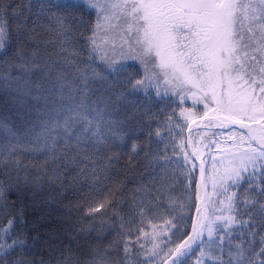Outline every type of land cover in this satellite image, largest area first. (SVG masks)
Wrapping results in <instances>:
<instances>
[{
  "label": "snow or ice",
  "instance_id": "6c2138e0",
  "mask_svg": "<svg viewBox=\"0 0 264 264\" xmlns=\"http://www.w3.org/2000/svg\"><path fill=\"white\" fill-rule=\"evenodd\" d=\"M39 8L40 13H51L49 19L56 21L53 31L64 37L56 53L62 60L51 55L42 58L38 51L26 53L25 47L37 39L31 35L35 29L23 8L18 11L0 0V53L7 56L12 39L10 21H16L19 41L16 52L3 60L12 71L0 75V83L5 88L15 85L12 99L20 109L19 125L9 126L0 120L5 141L0 153L15 156L19 146L25 152L50 157L54 167L48 180L50 184L59 182L61 189L79 184V177L90 178L95 185L106 181L115 184L119 174H112L113 157L102 158L101 153L115 141L122 142L127 133L137 134V138L144 133L139 150L132 144L134 155L144 153V171L137 174L140 183L127 220L116 212L109 219L99 218L97 224L98 217L93 215L115 207L123 181L108 188V196L100 202L86 201V208L77 205L81 217L67 227H49L46 222L54 223L52 204L57 201L52 196L45 198L38 205L40 214L33 229L37 235L32 245L19 235L13 238V226L23 213L6 211L10 206L0 183V216L7 217L6 225L0 220V264H152L159 255L158 245L145 250L139 242L142 235H148L143 231L144 220L161 209L169 211L163 201L175 202L171 195L175 186L183 183L182 177L192 178L191 170L185 168L191 161L183 143L179 145L183 162L168 154V144L159 147L163 141L153 148V137L161 136L160 126L172 119L158 118L165 107L176 103L173 96L180 103L191 98L193 108L202 104L201 120L209 117V111L213 113L205 128H227L234 142L233 150L225 153L226 163L220 161L222 172L213 164L216 175L206 177L203 162L200 165L202 185L211 182L213 194L223 197L218 201L223 207L209 200L213 203L211 218L202 213L191 225L192 235L169 248L166 255L171 264H190L197 252L200 255L195 264H204V258L212 264H257L259 258V264H264V0H59L42 3ZM92 12L96 23L87 38L90 48L85 62L79 60V52L66 45H71L77 27L87 28L90 21L85 14ZM116 28L122 33L119 56H109L102 47L107 41L98 44L95 37L98 31L107 34ZM112 47L115 50V45ZM81 63L86 67H80ZM110 103L124 108V121H104ZM156 105L162 106L153 111ZM181 115L196 122L192 109H182ZM154 122L160 126L153 129ZM125 123L127 132L121 130ZM176 147L172 145L173 155ZM191 156L199 159L195 147ZM15 163L19 165V161ZM72 172L77 175H70ZM41 187L37 185L38 190ZM140 194L148 199L140 198L137 204ZM136 217H140L139 223ZM164 223L177 228L188 222L179 216ZM46 227V237L41 236L40 229ZM108 237L112 238L104 243Z\"/></svg>",
  "mask_w": 264,
  "mask_h": 264
},
{
  "label": "trees",
  "instance_id": "16d2710c",
  "mask_svg": "<svg viewBox=\"0 0 264 264\" xmlns=\"http://www.w3.org/2000/svg\"><path fill=\"white\" fill-rule=\"evenodd\" d=\"M58 2L59 0H3L5 5L12 4L18 11L23 8L25 15L29 17L30 27L35 29V31L31 33V35L37 37L35 43L27 45L24 49L29 55L32 52L38 51L42 58L47 59L49 55H51L54 60H62L63 57L56 55V53L60 52L59 40L64 39V37H57L56 33L53 31V28L56 26V21L54 18L51 20L49 19L51 13L47 10L44 13H40L39 8V5L42 3L48 4ZM51 12L55 13L56 9H52ZM85 19L90 21L87 28L77 27L71 36V45H66V47L74 48L80 53L79 60L86 62V53L90 48V43L87 38L92 35L91 28L96 23V14L94 12L86 13ZM32 21H36V23L32 24ZM15 26L16 21H10L12 39L9 41L7 56L0 53V75L12 71L3 64V60L11 57L19 46V41L16 39ZM86 44H88V47H85ZM96 62L99 63V60L97 59ZM136 66L137 68L140 67L138 64ZM80 67H86V63H81ZM13 75H16V73L13 72ZM14 88L15 85L11 88H5L3 84L0 83V120L7 122L9 126L19 125L20 123L18 117L20 109L12 99L15 95ZM139 98L143 100L144 96L141 95ZM93 99H95V97H93ZM173 100H175L176 103L165 107V113L158 118L160 121H164L167 116H172L171 121L162 126L155 122L152 125L153 129L157 126L161 127V136L153 137V148L155 149L158 141H163V143H159V147L163 148L165 144H168V154L172 156L174 160H180L183 162L184 153L181 152L179 148V145L183 143L184 152L189 154L191 161L185 165V168L191 170L190 175L192 178L189 180L182 177L183 183L175 186V191L171 193L175 202L170 203L167 199L163 201L165 207L168 208L169 211L161 209L156 216L149 214L144 220L142 225L143 231L148 233V235H142L139 242L144 244L145 250L152 249L154 244L158 245L156 252H158L159 255H156L153 258L152 264H164L165 259L168 258L166 255L168 249L174 248L175 244L182 243L187 239L188 235H192L191 225L200 219L202 213L207 212L208 216L211 218L213 208V203L211 202H215L216 207H223V205H219L218 203L223 197L213 194L212 187L209 186L208 182L207 186H204L206 191L205 203L208 204V208L205 209V207L199 205L198 201L202 194L200 168L196 159L191 156L193 147L199 151L196 146L197 139L201 138L206 142L208 152L207 157L209 159L210 152L214 147L213 144H215L213 141L221 142L222 144H226V142L231 144L234 142L232 139H229V130L221 136L220 128H205L209 119H200V116L203 114V105L200 104L193 108L192 101L180 103L175 96H173ZM159 106L162 105L154 106L153 111ZM101 107H104V105H101ZM185 108L193 110L195 113V123H192L191 120H186L185 116L181 115V110ZM212 115L213 113L209 111V117ZM109 120L124 121V108L120 105L110 103L108 111L104 114V121L107 122ZM195 124H200L201 126L194 127L189 131L188 145L185 133L189 128V125L192 127V125ZM127 128L128 125L125 123L121 130L127 132ZM232 129H238L240 132L244 131L239 127ZM102 130L104 132L108 131L107 127H102ZM37 131H39V129H37ZM213 133H216V135L213 136ZM144 140V133H139L138 138L137 134L127 133L124 135V140L122 142L119 140L115 141L114 146L104 149L101 153L102 158H107L109 156L113 157L112 163L115 165V170L112 174L114 176H116L117 173L119 174L117 177V183L114 184L112 181H106L101 185H95L90 178L85 179L84 177H79V184L74 186L69 185L66 189H61L59 187V182L50 184L48 177L51 176L50 169L54 167L50 157H46L42 153L25 152L19 146L17 147L15 156L9 157L6 153H0V183L5 186V195L7 197L6 203L10 206L6 211L13 212V214L16 211L23 213L13 226V238L19 235L26 240L28 245H32L33 238L37 235L33 229L35 227V221L40 214L38 205L45 198L52 196L57 201V203L52 204V208L55 209L52 218L54 223L46 222L49 223V227H67L81 217V212L77 209V205H82L86 208V201L100 202L103 198L108 196V188L117 187L120 181H123V188L122 192L117 193L115 196V207L103 208L99 213L93 215L98 217L97 224L99 223V218L109 219L116 212L123 216L125 220L129 219L130 214L134 210L132 196L135 188L140 183L137 174L144 171V153L139 152L138 156L134 155L132 153V144L136 143L139 150V146H142ZM237 142H239L238 132L236 134V143ZM3 143H5L3 140V133L0 132V146H2ZM173 144L177 146L175 155L172 153ZM198 160H202L204 163L203 166L206 169L207 161L205 162L200 156ZM15 161H19V165H17ZM193 164L196 165L195 168L192 167ZM133 165H137V167H132ZM70 175L75 176L77 173L72 172ZM25 177H27V185L25 184ZM37 185L42 187L38 190ZM32 192H36V195L33 196ZM189 194H191V206H189ZM238 195H242V190H238ZM140 198L145 200L148 199L145 194H140L135 203L138 204ZM209 200L211 202H209ZM12 205L15 206L14 209L11 207ZM181 205H183V207H181ZM197 208H200L201 212L198 213ZM172 209L175 210L173 211ZM216 214L220 213L217 212ZM179 216H184L188 222L187 226L178 224L177 228L179 231H177V228H170L164 223L165 220H172L173 217L178 218ZM0 220H3L5 225L7 224V217L0 216ZM136 220L137 223H139L140 217H136ZM109 222L112 221L109 220ZM85 223H88V221L85 220ZM153 225H155V227H153ZM48 231V227L41 228V236L46 237ZM133 231L134 234L132 236V241L135 243V229ZM185 233H187V235H185ZM92 235L94 236L95 233ZM114 235L115 233H113V236ZM111 238L112 237H108L104 243H108V240ZM83 242L84 241L81 240V243ZM90 242L92 244L97 243L95 240H91ZM199 255V252H197L196 256L190 261V264H195L196 257ZM168 264H171V261ZM204 264H212V262L208 261L207 258H204ZM257 264H259V258Z\"/></svg>",
  "mask_w": 264,
  "mask_h": 264
},
{
  "label": "rangeland",
  "instance_id": "374dc122",
  "mask_svg": "<svg viewBox=\"0 0 264 264\" xmlns=\"http://www.w3.org/2000/svg\"><path fill=\"white\" fill-rule=\"evenodd\" d=\"M115 23V21H114ZM121 31L119 28L116 29H111L107 32V34L104 31H98L97 32V36L95 37L97 43L99 41V43L101 44L102 41H107V43H103L102 47L104 50H106L109 54V56H112L113 54H115L116 56H119V50H120V45H121ZM99 38V40H98ZM98 43V44H99ZM113 45H115V50H113ZM175 98L179 101L178 97L175 96ZM191 98L187 99L184 102H191ZM202 105V104H201ZM223 133H225V131H221L220 135L222 136ZM238 143V142H237ZM213 150L210 152V159L207 157V146H206V142L203 141L201 138L197 139V148L199 149V156L202 157V159L205 160L206 162V175L208 176L209 174L211 175H216L214 169H213V164H215L216 168L220 169V171H223V166L221 165L220 161L223 159L225 160L226 163V156L225 153L229 150H233L232 149V145L233 143L229 144L228 142H226V144H222L221 142H215V144H213ZM213 157H215V160H213ZM203 160V161H204ZM202 161V160H201ZM204 164V163H203ZM208 184L210 187H212V184L210 181H208ZM219 215V214H217ZM171 260L169 258H166L164 261V264H167L168 262H170Z\"/></svg>",
  "mask_w": 264,
  "mask_h": 264
},
{
  "label": "water",
  "instance_id": "95a60500",
  "mask_svg": "<svg viewBox=\"0 0 264 264\" xmlns=\"http://www.w3.org/2000/svg\"><path fill=\"white\" fill-rule=\"evenodd\" d=\"M237 126H239V125H230V127H237ZM253 128H255V127H253ZM223 129H227V128H223ZM202 191H203V185H202ZM203 201H204V191H203L202 197L200 199L201 203H204Z\"/></svg>",
  "mask_w": 264,
  "mask_h": 264
}]
</instances>
